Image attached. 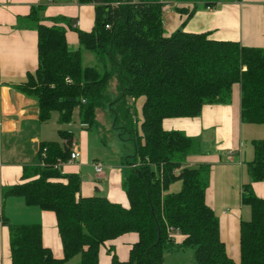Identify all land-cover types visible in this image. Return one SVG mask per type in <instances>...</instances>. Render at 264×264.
Wrapping results in <instances>:
<instances>
[{"label": "trees", "instance_id": "obj_1", "mask_svg": "<svg viewBox=\"0 0 264 264\" xmlns=\"http://www.w3.org/2000/svg\"><path fill=\"white\" fill-rule=\"evenodd\" d=\"M40 1L28 16L38 33V65L15 86L38 102L40 122L50 121L57 112L59 124L69 125L79 109L82 124L91 128L113 80L120 83L122 105L127 98L145 99L144 121L142 135L134 139L138 167L130 164L123 182L129 209L104 197L82 196L81 177L63 174L58 165L71 157L73 133L59 131L64 145L41 143L38 164L25 168L27 181L5 189L4 197H21L29 207L53 212L64 257L55 258L43 245L42 226L13 225L4 217L12 264H63L76 256L82 257L80 264H99L101 246L129 233H137L139 243L127 264H164L165 254L179 248H191L195 264H236L221 238L219 218L206 201L211 165L188 167L198 142L163 128L166 119L197 118L207 105L231 102L235 86L241 89L243 122L264 126V49L214 41L207 34L165 32L162 10L168 3H177L184 27L198 4L214 8L233 0H78L95 4L92 32L72 24L80 50L70 48L65 28L40 22L45 2L58 0ZM58 20L66 21H53ZM83 50L95 54L96 67L83 65ZM132 113L122 109L117 118L129 133ZM254 147L248 175L252 183H260L264 140L255 141ZM179 181L182 191L170 193ZM252 183L242 191V204L251 207L252 220L240 223V264H264V199L255 194ZM113 264H122L115 254Z\"/></svg>", "mask_w": 264, "mask_h": 264}, {"label": "crops", "instance_id": "obj_2", "mask_svg": "<svg viewBox=\"0 0 264 264\" xmlns=\"http://www.w3.org/2000/svg\"><path fill=\"white\" fill-rule=\"evenodd\" d=\"M40 4V0H0V264H12L9 229L4 225V217L13 225L42 226L43 245L53 252L55 258L61 260L64 257L56 215L27 206L21 197H4L5 189L27 181L24 178L25 168L38 164L41 143L56 142L58 137V118L52 115L50 121L41 123L38 102L15 88L23 84L27 74L34 72L38 65V33L28 16ZM177 6V3L165 5L167 12L163 17L164 27L165 32L169 31L166 35L183 30L191 34H207L214 41L236 42L244 47L264 49V0H233L219 3L214 8H207L200 3L197 5V13L184 27L183 17L177 11ZM42 15L44 24L66 29V37L73 39V43L69 45L72 50L81 49L74 42L76 29L92 32L95 26V4L83 5L78 0L47 1ZM54 19L66 21L53 22ZM77 21L80 24L74 29L72 24ZM241 100V89L235 86L231 102L207 105L197 118L166 119L163 122L165 131H179L198 142L196 152L187 160L188 167L211 165L212 180L206 201L219 218L221 238L226 244L229 257L236 264H240L243 185L252 183L250 176L246 182L243 181V165L237 161L245 148L243 136L247 131L246 127L252 126L242 120ZM80 135L81 140H77L73 133L72 145L79 149L80 158L73 163L63 164L61 171L63 174H78L81 179L83 177L82 196L104 197L129 209L123 182L130 174L131 163L105 164V158L93 152L94 148H91L84 129ZM208 141H213L218 150H226L233 155L228 168V179L224 178L228 185H232L231 191L226 188H222L221 192L218 190L217 164L210 163V158L202 152H206L204 146L210 144ZM97 162L104 166L100 175L94 168ZM91 175L94 180H85ZM260 183H252V186L255 194L264 198L258 188ZM234 193L235 201L232 200ZM220 198L227 200L218 202ZM182 241L183 238L179 236L177 245L181 246ZM138 243L137 233L125 234L106 242L100 248L99 264H113L114 254L122 264H127L132 249ZM193 256V250L179 248L165 254L164 264H195Z\"/></svg>", "mask_w": 264, "mask_h": 264}, {"label": "rangeland", "instance_id": "obj_3", "mask_svg": "<svg viewBox=\"0 0 264 264\" xmlns=\"http://www.w3.org/2000/svg\"><path fill=\"white\" fill-rule=\"evenodd\" d=\"M166 12H167V9L166 11L162 10L163 17L166 14ZM40 22L42 25L49 27V28L54 27V26L60 27L58 25L48 26L43 23L44 19H41ZM73 31L75 32V30ZM166 33H169V31H166ZM67 42L70 45L71 42L73 43V39L67 38ZM74 42L75 44H78L80 46L78 35L74 37ZM82 59H83V65L85 67H96L97 66L96 56L92 52L83 50ZM119 85L120 83L117 80L116 81L113 80L109 88L110 95H107L108 97L106 101L104 102L103 107L97 111L96 119L94 121L95 124L91 128H89L88 126L82 125L80 111L79 109H76L74 111L73 122L71 124L59 125L58 131H57L58 137H57L56 142L61 145H64V140L62 136L60 135L59 131L72 132L75 134L77 140L79 139L81 140L80 133L84 129V132L87 133L91 148L92 149L94 148L93 152L96 155H100L101 157H104L105 164L112 163V164L120 165V164H125L129 162L131 164H135L134 165L135 167H138L136 160L134 161L135 159L134 139L138 137L139 135H142L141 125L144 121L142 110H143L145 99L144 98H138V99L127 98L126 103L122 105L123 99H121L122 93H121V90H120L121 88L119 87ZM122 109L123 110L131 109L133 111L132 118H131L132 119L131 129L133 133H129L125 130L126 124L121 119L117 121V118L123 115ZM53 116H56V118L59 119V115L57 112L53 113ZM52 122H53L52 124H55V121H52ZM246 128H247L246 129L247 131L243 136V144L245 148L243 150L241 158H238L237 160L239 163H242L243 165L242 175H243V181L245 182L248 180V176H249L247 173L248 163H251L255 159L254 142L264 140V126L263 125H252ZM208 142H210V144H206L204 146V149L206 150V152L204 150H202V152L205 153V155H207L208 158H210L211 160L210 163L217 164L218 190H220L221 192L222 188H226L228 191H231L232 185H228V183L226 182L224 178L228 179V170H229L228 168L230 164V159L233 158V155L226 152V150H218L216 147V144L213 141H208ZM101 157L99 159H102ZM239 175L241 176V173ZM90 179L94 180V176L92 175L87 176L85 180H90ZM82 180H83V177H82ZM258 188L260 189V194L264 195V183L258 184ZM182 189H183V183L179 181L173 184V186L171 187L170 193L178 194L182 191ZM226 200L227 198H220L218 202L226 201ZM232 200L233 201L236 200L235 193L232 194ZM237 201L239 203L240 193H239ZM241 216H242V221L250 222L252 220L251 207L248 205H244ZM188 250H192V249L188 248ZM193 261H194V256H193ZM81 262H82V257L76 256L71 261L65 262L63 264H80Z\"/></svg>", "mask_w": 264, "mask_h": 264}, {"label": "built area", "instance_id": "obj_4", "mask_svg": "<svg viewBox=\"0 0 264 264\" xmlns=\"http://www.w3.org/2000/svg\"><path fill=\"white\" fill-rule=\"evenodd\" d=\"M163 11H166V7L163 9ZM80 22L77 21L75 24H73V27L74 28H77L79 26ZM107 28H109V26H107ZM70 82V80H68ZM80 158V151L79 149L76 147V146H72V152H71V157L68 161V163H73L74 161L78 160ZM65 164V163H62L60 162L58 167L61 168V166ZM135 167V166H134ZM94 168H95V171L97 174H102L103 173V170H104V166L101 162H97L94 164ZM170 232L172 233H176V234H179L177 230H174V229H170Z\"/></svg>", "mask_w": 264, "mask_h": 264}]
</instances>
